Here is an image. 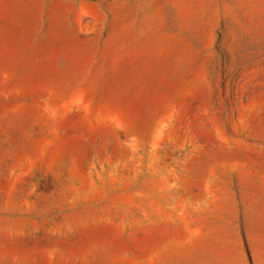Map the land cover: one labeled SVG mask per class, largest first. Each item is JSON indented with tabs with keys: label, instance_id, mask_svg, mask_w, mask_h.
<instances>
[{
	"label": "rangeland",
	"instance_id": "1",
	"mask_svg": "<svg viewBox=\"0 0 264 264\" xmlns=\"http://www.w3.org/2000/svg\"><path fill=\"white\" fill-rule=\"evenodd\" d=\"M0 264H264V0H0Z\"/></svg>",
	"mask_w": 264,
	"mask_h": 264
}]
</instances>
